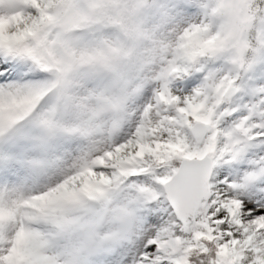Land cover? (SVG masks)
Segmentation results:
<instances>
[{
  "label": "snow or ice",
  "instance_id": "1",
  "mask_svg": "<svg viewBox=\"0 0 264 264\" xmlns=\"http://www.w3.org/2000/svg\"><path fill=\"white\" fill-rule=\"evenodd\" d=\"M0 264H264V0H0Z\"/></svg>",
  "mask_w": 264,
  "mask_h": 264
}]
</instances>
